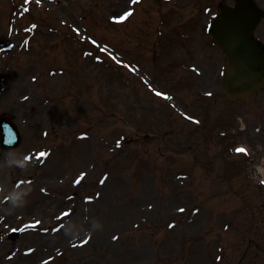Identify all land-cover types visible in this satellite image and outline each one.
<instances>
[{
	"label": "rangeland",
	"instance_id": "374dc122",
	"mask_svg": "<svg viewBox=\"0 0 264 264\" xmlns=\"http://www.w3.org/2000/svg\"><path fill=\"white\" fill-rule=\"evenodd\" d=\"M220 1L0 0V48L15 44L0 50V112L26 123L22 146L0 149V238L53 224L1 245L2 264H239L250 239L264 247L248 168L264 158V93L222 88L207 32Z\"/></svg>",
	"mask_w": 264,
	"mask_h": 264
},
{
	"label": "water",
	"instance_id": "95a60500",
	"mask_svg": "<svg viewBox=\"0 0 264 264\" xmlns=\"http://www.w3.org/2000/svg\"><path fill=\"white\" fill-rule=\"evenodd\" d=\"M259 16L253 2L240 0L237 8L223 12L212 25L215 41L228 53L225 86L231 95H248L264 79V46L252 34Z\"/></svg>",
	"mask_w": 264,
	"mask_h": 264
},
{
	"label": "snow or ice",
	"instance_id": "6c2138e0",
	"mask_svg": "<svg viewBox=\"0 0 264 264\" xmlns=\"http://www.w3.org/2000/svg\"><path fill=\"white\" fill-rule=\"evenodd\" d=\"M157 95H159V93H157ZM240 151H243V150H240ZM41 155H44L43 153ZM181 211H183V209H181Z\"/></svg>",
	"mask_w": 264,
	"mask_h": 264
},
{
	"label": "bare ground",
	"instance_id": "6f19581e",
	"mask_svg": "<svg viewBox=\"0 0 264 264\" xmlns=\"http://www.w3.org/2000/svg\"><path fill=\"white\" fill-rule=\"evenodd\" d=\"M264 170V169H263Z\"/></svg>",
	"mask_w": 264,
	"mask_h": 264
}]
</instances>
